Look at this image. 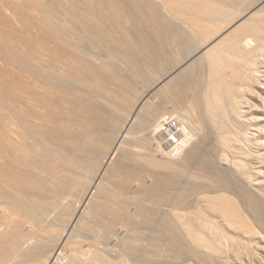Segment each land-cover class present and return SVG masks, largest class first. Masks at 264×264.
Here are the masks:
<instances>
[{"label": "rangeland", "instance_id": "obj_1", "mask_svg": "<svg viewBox=\"0 0 264 264\" xmlns=\"http://www.w3.org/2000/svg\"><path fill=\"white\" fill-rule=\"evenodd\" d=\"M254 1L245 0L247 5L244 0H236L238 5L232 0L0 2V11L5 9L0 12L4 19L0 20V116L21 101L20 76L32 74L28 65L39 46L37 39L39 43L46 36L56 39L55 34L64 31L67 39L61 50L72 57L66 54L67 64L55 66L59 72L54 79L61 88L56 96L63 91L59 99L69 102L49 123L54 150L39 158L41 166L30 175L22 176L26 181L17 192L21 215L30 216L22 225L15 222L18 225L13 223L11 229H2L0 257L12 256L11 264H44L58 239L67 235V246L54 264H97V257L105 254V261L110 257L126 264H264V72L259 71L264 70V6L249 20L248 31L213 43L181 69ZM133 114L127 137L108 161V152ZM180 115L186 117L193 137L168 156L154 132L165 117ZM57 165L64 174L61 170L52 174ZM94 185L95 200L80 205ZM228 200H233L241 218L225 213ZM78 207L80 217L75 215ZM176 237L178 247L171 245ZM7 240L20 244L19 249L6 251L11 245ZM95 252L102 253L96 257Z\"/></svg>", "mask_w": 264, "mask_h": 264}, {"label": "bare ground", "instance_id": "obj_2", "mask_svg": "<svg viewBox=\"0 0 264 264\" xmlns=\"http://www.w3.org/2000/svg\"><path fill=\"white\" fill-rule=\"evenodd\" d=\"M6 0H4V2H5ZM9 1V0H8ZM98 1V0H97ZM102 1V0H101ZM112 1V0H111ZM232 1H234V2H236V0H232ZM254 1V0H253ZM0 2L2 3V0H0ZM4 2H3V4H2V8H4V5H5V7H6V4H4ZM35 2V1H34ZM41 2V1H40ZM91 2V1H90ZM110 2V1H109ZM213 2H214V0H213ZM228 2V1H227ZM240 1H238V3H239ZM243 2V1H242ZM250 2V1H249ZM255 2V3H254ZM253 2V4H252V6L251 7H248L247 9L246 8H244V10L245 11H243L244 13H242L238 18H237V20H236V22H234L232 25H230V26H227V27H224L222 30H220V31H218V33L213 37V38H210L211 40H210V43H208L207 45H205V46H203V48H201L200 49V51L199 52H197V54H194L193 56H192V58H190L189 60H187L186 62H184L183 64H182V66H181V69L182 68H187V66H189L193 61H194V59L195 58H197L198 56H201V55H203L210 47H212L213 46V43L214 44H216V45H218L221 41H223V40H225L226 38H232V36H234V34H237V32L239 31H242L243 29H245L246 30V27L248 26V24H249V20H251L252 18H253V16H256L257 14L256 13H258V11L259 10H261V8L264 6V0H256V1H254ZM1 3H0V5H1ZM13 3H14V1H13ZM28 3H30L29 1H28ZM37 3H38V1H37ZM36 3V4H37ZM44 3V2H43ZM116 3V2H115ZM237 3V2H236ZM238 3H237V5H238ZM244 3H245V0H244ZM250 3H252V2H250ZM19 4V3H18ZM49 4V3H48ZM88 4H89V2H88ZM101 4H103L102 2H101ZM110 4V3H109ZM114 4V3H113ZM214 4V3H213ZM219 4V3H218ZM230 4V3H229ZM246 5H247V3H245ZM13 5V4H12ZM11 5V6H12ZM92 5V4H91ZM98 5V4H97ZM105 5V4H104ZM104 5H102V6H104ZM215 5V4H214ZM221 5V4H220ZM220 5H218V7L220 6ZM236 5V6H237ZM15 6V5H14ZM24 5H22L21 6V8L23 7ZM48 6V5H47ZM46 6V7H47ZM89 6V5H88ZM110 6V5H109ZM112 6H114V5H112ZM222 6V5H221ZM235 6V7H236ZM27 7V6H26ZM31 6H29V8H30ZM92 7V6H91ZM217 7V8H218ZM223 7V6H222ZM2 8H1V10H2ZM16 8V7H15ZM20 7H19V9H21ZM28 8V9H29ZM49 8V7H48ZM107 8H109V7H107ZM242 8V7H241ZM24 10H25V7L23 8ZM27 9V10H28ZM32 9V8H31ZM31 9H29V10H31ZM54 9V8H53ZM73 9V8H72ZM94 9V8H93ZM103 8H101V10H102ZM110 9H112V8H110ZM109 9V10H110ZM5 10V9H4ZM4 10H2L3 12H4ZM14 10V9H13ZM18 10V9H17ZM16 9L14 10V11H17ZM27 10H25V11H27ZM45 10V9H44ZM50 10H52V9H50ZM49 10V11H50ZM100 10V11H101ZM103 10H105V9H103ZM243 10V9H242ZM22 11V10H21ZM25 11H22V13L23 12H25ZM32 11H35L34 9H32ZM94 11V10H93ZM106 11V10H105ZM103 12V13H105L106 14V12ZM237 11V10H236ZM1 12V11H0ZM3 12H1V14L3 13ZM38 12V11H37ZM51 12V11H50ZM18 14V16H20V12H17ZM27 13V12H26ZM32 13V12H31ZM35 13V12H34ZM33 13V14H34ZM39 14L41 13V12H38ZM49 13V12H48ZM90 13V12H89ZM102 13V12H101ZM6 14V13H5ZM4 14V15H5ZM52 13H50V15H51ZM256 14V15H255ZM4 15H2L3 17H4ZM7 15V14H6ZM29 15V14H28ZM37 15V13H35V16ZM43 15V14H42ZM89 15V14H88ZM103 15V14H102ZM23 16H24V14H23ZM31 16V15H30ZM39 16V15H38ZM41 16V15H40ZM39 16V17H40ZM48 16V15H47ZM59 16V15H58ZM106 16H108V15H106ZM1 17V16H0ZM28 18H27V20L29 19V16H27ZM52 17H54V16H52ZM63 17V16H62ZM73 17H74V14H73ZM89 17H91V19H92V16H89ZM94 17V16H93ZM98 17V16H97ZM8 18V17H7ZM38 18V17H37ZM47 18V17H46ZM48 18H50V17H48ZM54 18H56V17H54ZM58 18V17H57ZM107 18V17H106ZM3 19V18H2ZM2 19H0L1 21H2ZM20 19H21V17H20ZM31 19H32V17H31ZM39 19V18H38ZM41 20H42V18H40ZM44 19V18H43ZM62 19H64L63 21L65 22V25H67V24H69L68 22H66V19L65 18H62ZM68 19V18H67ZM103 19V18H102ZM22 20V19H21ZM26 20V19H25ZM26 20V21H27ZM56 20H58V19H56ZM1 21H0V28H1V30L0 31H2V26H1ZM3 21H4V19H3ZM10 21H11V19H10ZM33 21V20H32ZM31 21V22H32ZM45 22H46V20H44ZM44 21H42V22H44ZM69 21V20H68ZM96 21V20H95ZM7 22V21H6ZM28 22L29 21H27V24H28ZM36 22V21H35ZM38 22V21H37ZM48 22V21H47ZM50 22V21H49ZM52 22V21H51ZM99 22V21H98ZM253 22V21H252ZM7 23H9V22H7ZM24 23V22H23ZM39 23V22H38ZM260 23V22H259ZM10 24H11V22H10ZM33 24V23H32ZM37 24V23H36ZM42 24V23H41ZM44 24H46V23H44ZM251 24V23H250ZM262 24V23H261ZM25 25H26V23H25ZM5 26V25H4ZM7 26H11V25H7ZM21 26V25H20ZM28 26V25H27ZM43 26V25H42ZM264 26V25H263ZM32 27H33V25H32ZM36 27V26H35ZM40 27V26H39ZM67 27V26H66ZM69 27H70V25H69ZM256 27V26H255ZM260 27V26H259ZM4 28H6V27H4ZM10 29H11V27H10ZM14 29V28H13ZM20 29V28H19ZM18 29V30H19ZM22 29H23V27H22ZM28 29V28H27ZM33 29H35L34 27H33ZM40 29V28H39ZM38 29V30H39ZM44 29H46V28H44ZM48 29V28H47ZM46 29V30H47ZM51 29V28H50ZM66 29V28H65ZM12 30V29H11ZM18 30H17V32H18ZM58 30V29H57ZM258 30H262V29H258ZM9 31V30H8ZM23 31V30H22ZM24 31H25V29H24ZM40 31V30H39ZM59 31V30H58ZM60 31H61V29H60ZM244 31V30H243ZM246 31H248V29L246 30ZM264 31V30H263ZM3 32V31H2ZM1 32V33H2ZM7 32V31H6ZM14 32V31H13ZM13 32H12V34H13ZM15 32H16V30H15ZM31 32H33V31H31ZM38 32V31H37ZM44 32H46V31H44ZM49 32V31H48ZM48 32H46L47 34H48ZM53 32V31H52ZM61 32H63L62 34L61 33H59L58 35L57 34H55L57 37H56V39H46V33H45V38H41V41H40V43L38 42L39 41V39H37L38 41H37V43L39 44V46H38V48H36V52L35 53H32V54H35V56L33 55V62H32V64H29L28 66H29V69L31 70V72H32V74H29V72H26V73H23L20 77H21V87H19L20 89V93H19V95L21 96L20 97V99H21V103L20 102H18V105L16 104V106L17 107H13L12 105V107H10V108H8L7 109V111L5 112V114L3 115L2 113V117H1V119H0V236H1V234H3L2 233V229H5V228H9V229H11V227H12V224L13 223H21V225L23 224L22 223V221L26 218V217H28V216H30L29 214H27V215H25L26 217L24 218V217H22V215H21V213H22V209H21V202H20V200L18 199V194L19 193H17L18 192V190H22V186H23V182H24V178H25V176H23V175H27V174H29V173H31V172H33L36 168H38V165H40L41 166V164H42V162H41V164H38L39 162H38V160H40L41 158H44V156L43 155H48V154H50L51 153V151H52V149H53V147H51V144H52V142H53V140H55V139H53V137L52 136H50V135H48V130H49V123H50V121H52L51 123H53V121H54V119L56 118L57 119V117L56 116H58L59 115V113H61L62 112V110H61V105H66L65 104V101L64 100H66V99H64V100H62L63 98L61 97V99H59L60 97L59 96H62V94H63V91H61V93L59 94V96L57 97L56 95H58V89H61V88H58L59 86L57 85V81L54 79V78H57V77H55V73H57L56 72V68H55V66H56V64L58 65V63L60 64V67H63L64 66V64L66 63V60H70L72 57H70V55H71V53H69V51H68V53L70 54H68V53H66V52H63L62 50H61V48L63 49L64 47L63 46H65V44H64V39H67L66 38V34H65V32L64 31H61ZM4 33H5V30H4ZM10 33V32H9ZM20 33V32H19ZM26 33H27V31H26ZM25 33V34H26ZM34 33V32H33ZM41 33V32H40ZM214 33V32H213ZM241 33V32H240ZM245 33V32H244ZM243 33V34H244ZM250 33V32H249ZM253 34H256V32L254 33V32H252ZM7 34V33H6ZM15 34V33H14ZM17 35H18V33H16ZM15 34V35H16ZM21 34H22V32H21ZM54 34V33H53ZM30 35H31V33H30ZM54 35V36H55ZM252 35V34H251ZM261 35V34H260ZM4 36H6V35H4ZM9 36V35H8ZM13 36V35H12ZM26 36V35H25ZM29 36V35H28ZM51 36H52V34H51ZM54 36L52 37V38H54ZM10 37H11V34H10ZM22 37V36H21ZM32 37V36H31ZM37 37V36H36ZM236 37V36H235ZM12 38V37H11ZM17 38V37H16ZM30 38V37H29ZM5 39H6V37H5ZM19 39V38H18ZM32 39V38H31ZM30 39V40H31ZM35 39V38H34ZM239 39V38H238ZM255 39V38H254ZM10 40V39H9ZM15 40H17V39H15ZM250 40V39H249ZM263 40V39H262ZM4 41V40H3ZM11 41V40H10ZM256 41V40H255ZM14 42H16V41H14ZM35 42V41H34ZM219 42V43H218ZM11 43V42H10ZM26 43V42H25ZM24 43V44H25ZM33 43V42H32ZM240 43V42H239ZM246 43V42H245ZM0 44H1V42H0ZM248 44V43H247ZM1 45H3V44H1ZM8 45V44H7ZM7 45H4V46H7ZM9 46V45H8ZM13 46H15V45H13ZM13 46H11V47H13ZM24 46H26V45H24ZM30 46V45H29ZM28 46V47H29ZM1 47V46H0ZM27 47V46H26ZM27 47V48H28ZM6 48V47H5ZM10 48V47H9ZM8 48V49H9ZM31 48V47H30ZM33 48V47H32ZM4 49V48H3ZM11 49V48H10ZM13 49V48H12ZM14 50V49H13ZM31 50V49H30ZM67 50V48L65 49V51ZM3 51V50H2ZM5 51H7L8 52V50L6 49ZM19 51V50H18ZM24 51V50H23ZM26 51V50H25ZM33 51H31V52H33ZM17 52V51H16ZM15 52V53H16ZM6 53V52H5ZM12 53V52H11ZM20 53H22V51L20 52ZM28 53V52H27ZM10 54V53H9ZM8 54V55H9ZM25 54V53H24ZM66 54H68V56L70 57V59H69V57H67V55ZM11 55V54H10ZM29 55H30V53H29ZM12 56V55H11ZM20 56V55H19ZM19 56H17V57H19ZM23 56H25V55H23ZM32 56V55H31ZM14 57V56H13ZM12 57V58H13ZM22 57V56H21ZM27 57H28V55H27ZM14 59V58H13ZM29 59H31L30 58V56H29ZM16 60H17V58H16ZM19 60V59H18ZM25 61H27V60H25ZM28 61H30V60H28ZM32 61V60H31ZM20 62V61H19ZM22 62V61H21ZM70 62H73V61H70ZM63 63V64H62ZM253 63V60H249V64H252ZM67 64V63H66ZM25 65V64H24ZM70 65V64H69ZM71 66V65H70ZM74 66V65H73ZM72 67V66H71ZM74 68V67H73ZM72 70V69H71ZM7 71H10V70H7ZM58 71V70H57ZM61 71V70H60ZM260 72L262 71V72H264V70H259ZM12 72V71H11ZM59 72V71H58ZM17 73V72H16ZM71 73V72H70ZM69 73V74H70ZM9 74V73H8ZM18 75V74H17ZM72 75V74H71ZM5 76H8V75H5ZM9 77V76H8ZM12 77H14L13 75H12ZM66 77V76H65ZM71 77V76H70ZM73 77H74V75H73ZM6 79V78H5ZM8 79V78H7ZM11 79V78H10ZM16 79V78H15ZM14 79V80H15ZM14 80L12 81V84H13V82H14ZM16 80H18V79H16ZM76 80V79H75ZM20 81V80H19ZM19 81H17L18 83H19ZM56 81V82H55ZM77 81H80V80H77ZM10 83H11V81H10ZM5 84V83H4ZM7 84H9V83H7ZM2 85V84H1ZM16 85V84H15ZM12 86V85H11ZM19 86H20V84H19ZM157 85H155V86H152V89H154L155 87H156ZM2 87H4V86H2ZM6 87H8V86H6ZM5 88V87H4ZM3 88V89H4ZM11 88V87H10ZM14 88H15V86H14ZM6 89V88H5ZM4 89V90H5ZM17 89V88H16ZM15 90V89H14ZM9 91V90H8ZM18 91V90H17ZM16 91V93H18ZM65 91H66V89H65ZM69 91V90H68ZM67 92V91H66ZM65 92V93H66ZM3 93V92H2ZM5 93V92H4ZM15 93V92H14ZM68 93V92H67ZM1 94V93H0ZM19 95H18V97H19ZM66 95V94H65ZM64 96V95H63ZM1 97H3V96H1ZM7 98V97H6ZM8 98H10V97H8ZM15 98H16V95H15ZM65 98H66V96H65ZM4 99V98H3ZM0 100H1V98H0ZM9 100H11V98L9 99ZM17 100V99H16ZM72 100V99H71ZM12 101V100H11ZM19 101V100H18ZM12 102H15V101H12ZM11 102V103H12ZM71 102V101H70ZM10 103V102H9ZM71 104V103H70ZM141 108L142 107H139L138 108V111L139 110H141ZM0 109H2V108H0ZM89 109V108H88ZM88 109H87V111H88ZM91 110V109H90ZM96 110H97V108H96ZM96 110H94V111H96ZM83 111V110H82ZM81 111V112H82ZM93 111V112H94ZM1 112V111H0ZM82 113H84V112H82ZM95 113V112H94ZM96 114V113H95ZM85 115V114H84ZM135 116L136 115H132V117L130 118V120L126 123L127 124V126H125V129L122 131V134H121V136H120V138L118 139L119 141H117L116 142V144H114L113 145V149H112V151H110V152H108L109 154H108V157H109V160L108 161H110L111 159H113L114 157V154H115V152H116V150L119 148V145L121 144V142H122V140H123V138H125V137H127V134H128V131H129V128H130V124H131V122L133 121V119L135 118ZM176 117V119L179 121V124H180V126H181V132H182V134H181V142H180V144L179 145H177L176 146V148H174V150L176 149V150H178V149H182V147L184 146V145H186V144H189L190 143V141H191V139H192V137H193V133H192V131L190 130V128H189V126L187 125V123H186V117L185 116H183V115H180L179 117H177V116H175ZM56 121V120H55ZM58 121V120H57ZM61 121V120H60ZM188 122V121H187ZM58 124V123H57ZM86 124V123H85ZM129 124V125H128ZM189 124V123H188ZM59 125H60V123H59ZM58 125V126H59ZM65 125V124H64ZM64 125H62V126H64ZM67 125V124H66ZM65 125V126H66ZM47 126V127H46ZM61 126V127H62ZM82 126V125H81ZM83 126H84V124H83ZM87 126V125H86ZM90 126V125H89ZM51 127H52V125H51ZM67 127V126H66ZM71 127V126H70ZM53 128H55V127H53ZM57 129H59L58 127H57ZM61 129V128H60ZM86 129V128H85ZM56 130V129H55ZM69 130V129H68ZM72 130V129H71ZM87 130V129H86ZM150 130H151V128H150ZM258 130V129H257ZM51 131V130H50ZM58 132V131H57ZM61 132V131H60ZM59 132V133H60ZM67 132V131H66ZM150 133V132H149ZM158 133H159V126L157 125V127H156V130H155V132H154V137L155 136H158ZM66 134V133H65ZM68 134V133H67ZM66 134V135H67ZM54 135H55V133H54ZM57 135H59V134H57ZM183 135H184V137H183ZM55 137H56V135H55ZM59 137H61V136H59ZM65 137V136H64ZM159 137V136H158ZM157 137V138H158ZM62 138V137H61ZM67 138V137H66ZM56 139H57V137H56ZM159 140H160V143L158 142V145H159V147H160V149H161V151H162V153L163 154H168V156H171V153H172V151H170V149L169 150H167L166 149V147H163V142L161 141V139H160V137L158 138ZM62 140V139H61ZM60 140V141H61ZM68 140V139H67ZM65 141V140H64ZM124 141V140H123ZM67 143V142H66ZM68 143H69V141H68ZM161 144V145H160ZM121 146V145H120ZM63 147V146H62ZM165 148V149H164ZM54 150V149H53ZM173 150V151H174ZM63 151V150H62ZM68 151V150H67ZM117 151H119V149L117 150ZM160 151V150H159ZM192 152V151H191ZM69 153H70V150H69ZM56 154V153H55ZM71 154V153H70ZM192 154H194V153H192ZM40 155V156H39ZM41 155H42V157H41ZM116 155V154H115ZM160 155V154H159ZM39 156V157H38ZM56 156V155H55ZM184 156H185V154H184ZM183 156V157H184ZM53 157V156H52ZM57 157V156H56ZM40 158V159H39ZM62 158V157H61ZM107 158V157H106ZM185 158V157H184ZM45 159V158H44ZM78 159V158H77ZM51 160V159H50ZM64 160V159H63ZM83 160V159H82ZM53 161V160H52ZM66 161V160H65ZM80 161V160H79ZM107 161V162H108ZM51 162V161H50ZM83 162V161H82ZM85 162V161H84ZM111 162H112V160H111ZM46 163V162H45ZM49 163V162H48ZM66 163H67V161H66ZM109 163V162H108ZM80 164V163H79ZM82 164V163H81ZM170 164V163H169ZM53 164H51V166H52ZM75 165V164H74ZM78 165V164H77ZM109 165H110V163H109ZM47 166V165H46ZM58 166V165H57ZM82 166H84L83 164H82ZM166 166L167 165H165L164 164V167L166 168ZM170 166V165H169ZM49 167V166H48ZM48 167H45V169L46 168H48ZM54 167V166H53ZM56 167V166H55ZM85 167V166H84ZM108 167V166H107ZM40 168V167H39ZM52 167H50V169H51ZM106 168V167H105ZM105 168H104V170H105ZM41 169V168H40ZM43 169H44V165H43ZM54 169V168H53ZM56 169V168H55ZM62 169L63 168H61V167H59L58 166V168L55 170V171H52V170H50V171H52V174L54 173V172H57V173H60V172H58L59 170H61V173H63L64 174V172H62ZM47 170H49V169H47ZM64 170V169H63ZM75 170H77V169H75ZM80 170V169H79ZM106 170H108L107 168H106ZM36 171H38V170H36ZM43 171V170H42ZM46 171V170H45ZM67 171V170H66ZM80 172H82V171H80ZM80 172H79V174H80ZM56 173V174H57ZM65 173H67V172H65ZM75 173V172H74ZM78 174V175H79ZM30 175V174H29ZM28 175V176H29ZM31 175H33V174H31ZM35 175V174H34ZM59 175V174H58ZM66 175V174H65ZM67 175H69V172L67 173ZM76 175V176H75ZM24 178H23V177ZM71 176H73V174L71 175ZM70 175H69V177H71ZM74 176H75V178H80V177H78L77 176V174H74ZM80 176H81V174H80ZM83 176V175H82ZM27 178V177H26ZM54 178V177H53ZM65 178H66V176H65ZM83 178V177H82ZM33 179L36 181L37 179H35V178H32V179H30V180H32L33 181ZM40 179V178H39ZM79 180V179H78ZM26 181V180H25ZM27 181H28V179H27ZM34 181V182H35ZM57 181V180H56ZM38 181H36V183H37ZM39 182H40V180H39ZM52 182V181H51ZM58 182V181H57ZM62 182H64L63 180H62ZM96 182V181H95ZM94 182V183H95ZM29 183V182H28ZM27 183V184H28ZM32 183V182H31ZM35 183V184H36ZM41 183V182H40ZM56 183V182H55ZM71 183V182H70ZM26 184V185H27ZM38 184V183H37ZM52 184V183H51ZM22 185V186H21ZM29 185V184H28ZM28 185H27V187H28ZM57 185H59L58 183H57ZM65 185V184H64ZM69 185V184H68ZM71 185H73V184H71ZM75 185V184H74ZM79 185V184H78ZM31 186V185H30ZM34 186V185H33ZM32 186V187H33ZM35 186H37V185H35ZM41 187H43V185H40ZM55 186V185H54ZM81 186V185H80ZM97 185H94V186H92L90 189H89V191H88V193H86L85 195H83V197H82V199H81V204L80 205H85L87 202H89L90 200H93L91 197H93L94 195L92 194L93 193V191L95 190L94 188L96 187ZM19 187V188H18ZM31 187V188H32ZM52 187H53V185H52ZM56 187V186H55ZM54 187V188H55ZM61 187V186H60ZM70 187V186H69ZM79 187V186H78ZM45 188V187H44ZM71 188H72V186H71ZM97 188V187H96ZM36 189V188H35ZM46 189V188H45ZM55 189H57V188H55ZM64 189V188H63ZM65 189H66V187H65ZM70 189V188H69ZM77 189H79V188H77ZM54 190V189H53ZM71 190V189H70ZM97 190V189H96ZM95 190V191H96ZM153 190V189H152ZM43 191H44V189H43ZM99 191V190H98ZM151 191V190H150ZM39 192V191H38ZM54 192V191H53ZM63 193V192H62ZM61 193V194H62ZM96 193V192H95ZM100 193V192H99ZM101 193H102V191H101ZM152 193V192H151ZM55 194V193H54ZM81 194V193H80ZM56 196V195H55ZM57 197V196H56ZM96 197V196H95ZM222 197L223 196H221L220 198L222 199ZM21 198V197H20ZM60 198V197H59ZM89 198H91L90 200H89ZM97 198V197H96ZM219 198V199H220ZM97 199H99V198H97ZM21 200H22V198H21ZM95 200V199H94ZM55 201H56V199H55ZM60 201V200H59ZM58 201V202H59ZM57 202V203H58ZM67 202V201H66ZM100 202V201H99ZM228 202H229V209L227 210L226 209V211L227 212H225V213H228V214H230V215H234V216H237V217H235V218H238V217H240L241 218V215L239 214V211H238V209H237V206L235 205V203L233 202V200L231 201V200H228ZM90 203V202H89ZM93 203H94V201H93ZM88 204V203H87ZM96 204V203H95ZM102 204V203H101ZM80 205H78V206H80ZM92 205V204H91ZM228 205V204H227ZM255 206H256V203L254 204ZM87 206V205H86ZM95 206V205H94ZM97 206H98V204H97ZM100 206V205H99ZM98 206V207H99ZM102 206V205H101ZM222 206V205H221ZM220 206V207H221ZM93 207V206H92ZM96 207V206H95ZM97 207V208H98ZM101 208V207H100ZM105 208V207H104ZM130 208V207H129ZM222 208H224V207H222ZM99 209V208H98ZM97 209V210H98ZM131 209V208H130ZM80 210V207H78L77 208V212L75 213V215H79L80 213L78 212ZM104 210V209H103ZM129 210V209H128ZM132 210V209H131ZM142 210H144V209H142ZM101 211V210H100ZM145 211V210H144ZM146 211H149V210H146ZM145 211V212H146ZM124 212V211H123ZM127 212V211H126ZM23 214V213H22ZM118 214V213H117ZM132 214V213H131ZM130 214V215H131ZM127 215H129V212H128V214ZM132 216H134V214L132 215ZM131 216V217H132ZM233 216V217H234ZM78 217H80V216H78ZM122 216H120L119 218H121ZM124 217V216H123ZM122 217V218H123ZM127 217V216H126ZM130 217V218H131ZM188 217H190V216H188ZM192 217V216H191ZM190 217V219L189 220H191L192 218ZM29 218V217H28ZM260 218V217H259ZM27 219V218H26ZM127 220V219H126ZM197 220V219H196ZM28 221H29V219H28ZM128 221V220H127ZM131 221V220H130ZM188 221V220H187ZM24 222H27V221H24ZM190 221H188L187 222V224L189 223ZM15 223V224H16ZM130 223V222H129ZM191 223H193V224H191V225H193V226H195L194 224V222L192 221ZM26 224V223H25ZM131 224H133V223H131ZM190 224V223H189ZM16 225H18V224H16ZM134 225V224H133ZM132 226V225H131ZM135 226V225H134ZM189 226V225H188ZM17 227V226H16ZM24 227V226H23ZM133 227V226H132ZM21 228V227H20ZM121 228H123V227H121ZM127 227H125V230H127L126 229ZM134 228V227H133ZM192 229L194 228H196V227H191ZM190 228V229H191ZM22 229V228H21ZM120 229V228H119ZM135 229V228H134ZM191 229V230H192ZM121 230V229H120ZM119 230V231H120ZM133 230V229H132ZM123 231V230H122ZM121 232V231H120ZM172 232H170V235L172 236V235H175V233L174 234H171ZM198 234H200V233H198ZM196 235H194V237H195ZM172 237H174V236H172ZM193 237V238H194ZM202 237H203V235H202ZM2 238V237H1ZM196 238H198V237H196ZM199 238H201V236L199 237ZM3 239H5V238H3ZM3 239H1V240H3ZM7 239V238H6ZM12 240H14V239H12ZM59 241H58V243L56 244V246H55V248L52 250V253L50 254V256L46 259V262L44 263V264H54L55 263V261L62 255V252L65 250V247L67 246L66 244H67V241H68V236L67 235H63L60 239H58ZM178 238L176 237L175 239H174V242H172V244L171 245H173V246H176V247H178ZM194 240H195V238H194ZM5 241V240H4ZM9 240H7V242H8ZM16 241V240H15ZM19 241V240H18ZM22 241V240H21ZM21 241H19L20 243H22V244H24L23 243V241L21 242ZM195 241H197V239L195 240ZM200 241V240H199ZM202 241V240H201ZM200 241V242H201ZM9 242H11V241H9ZM9 242L7 243V246H8V244H9ZM200 242H199V244H200ZM5 244H6V242H5ZM19 244V243H18ZM10 245V244H9ZM203 245H205L204 243H203ZM4 246V245H3ZM17 246H20V244L19 245H17V242L15 243V242H11V245L9 246V247H7L8 249H6V251L7 250H9V248H10V250H14L15 248L18 250L19 249V247L17 248ZM22 246V245H21ZM207 246V245H206ZM1 247V246H0ZM6 247V246H5ZM5 249V248H4ZM5 250H3V252H4ZM13 252H15V251H12L11 253H13ZM17 252V251H16ZM10 253V252H9ZM10 253V254H11ZM100 252H98V254H99ZM102 253V252H101ZM100 253V254H101ZM65 254V253H64ZM79 254V253H78ZM94 254V253H93ZM93 254H92V257H93ZM96 252H95V256H96ZM97 254V255H98ZM99 254V255H100ZM103 254H105V253H103ZM102 254V255H103ZM1 255H4V254H1ZM7 255V254H6ZM1 256L0 257V264H11V261H13V263H14V260L13 259H11L12 258V254L11 255H9V256H11V257H8V256ZM21 255V254H20ZM27 255V254H26ZM98 255V256H99ZM105 255H107V254H105ZM105 255H103L102 257L101 256H99V258H102V260L101 259H99L97 256V260L98 261H95V263H97V264H126L125 263V261L123 260V258H122V260L123 261H120V259H119V261H117V260H112L110 257H108L107 258V256H106V258L108 259V260H103L105 257ZM17 257L19 256V255H16ZM22 256V255H21ZM77 256V255H76ZM80 256V255H79ZM63 257H64V255H63ZM62 258V257H61ZM77 258V257H76ZM75 258V259H76ZM72 259H73V257H72ZM71 259V260H72ZM77 259H79V257L77 258ZM90 259V258H89ZM94 260H96V259H94ZM99 260H101V261H103V263L101 262V261H99ZM105 261V262H104ZM90 262V261H89ZM98 262H100V263H98ZM72 263V262H71ZM73 263H75V262H73ZM77 263H79V262H76V264ZM88 263V262H87ZM90 263H92V259H91V262ZM17 264H19L18 262H17ZM82 264V263H81ZM86 264V263H85Z\"/></svg>", "mask_w": 264, "mask_h": 264}, {"label": "built area", "instance_id": "obj_3", "mask_svg": "<svg viewBox=\"0 0 264 264\" xmlns=\"http://www.w3.org/2000/svg\"><path fill=\"white\" fill-rule=\"evenodd\" d=\"M181 134V126L175 117H165L159 124L158 136L163 142V146L166 147L167 150L170 149V151H172V156L175 155L179 150H174V148L180 144Z\"/></svg>", "mask_w": 264, "mask_h": 264}]
</instances>
